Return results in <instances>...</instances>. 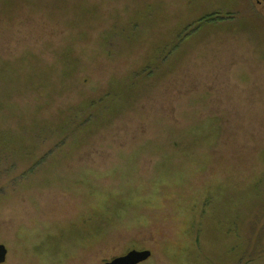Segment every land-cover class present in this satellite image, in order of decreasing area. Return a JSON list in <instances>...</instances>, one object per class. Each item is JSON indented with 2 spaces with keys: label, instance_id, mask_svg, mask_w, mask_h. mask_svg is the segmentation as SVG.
Wrapping results in <instances>:
<instances>
[{
  "label": "rangeland",
  "instance_id": "obj_1",
  "mask_svg": "<svg viewBox=\"0 0 264 264\" xmlns=\"http://www.w3.org/2000/svg\"><path fill=\"white\" fill-rule=\"evenodd\" d=\"M262 177L264 0H0L4 264H264Z\"/></svg>",
  "mask_w": 264,
  "mask_h": 264
},
{
  "label": "trees",
  "instance_id": "obj_2",
  "mask_svg": "<svg viewBox=\"0 0 264 264\" xmlns=\"http://www.w3.org/2000/svg\"><path fill=\"white\" fill-rule=\"evenodd\" d=\"M210 16L208 15H205L204 17H202L201 19L198 20V24L200 22H203L205 21L206 19H208ZM252 193L254 194V200H256L258 202V204H254V206L249 209V212L246 213V214H243V215H237V217L234 215V217L236 218V222H237V226L239 227V230L237 232V230H232V233H233V237L234 238H238V240L240 238H243L245 240H248V239H251L250 237H243L241 235V222L239 221L240 219V216H243L244 217V220H249L252 222V227L250 229V233H253L254 232V226H253V220H251L252 218L254 219V216H255V212L256 211H260L261 209L264 208V177H262L258 182L255 183V187H254V190L252 191ZM236 209V208H235ZM233 211V210H232ZM234 212V211H233ZM259 219V218H257ZM243 225V224H242ZM228 234V231L226 232ZM198 240V239H197ZM199 242V241H198ZM256 252V251H255ZM255 252L251 253L248 258L243 262L241 261L240 263L243 262V264H258L256 261V257H255ZM232 254V253H230ZM235 257H238L237 255V251L236 253L233 254ZM231 256V255H230ZM230 259L233 261L232 257H230Z\"/></svg>",
  "mask_w": 264,
  "mask_h": 264
},
{
  "label": "water",
  "instance_id": "obj_3",
  "mask_svg": "<svg viewBox=\"0 0 264 264\" xmlns=\"http://www.w3.org/2000/svg\"><path fill=\"white\" fill-rule=\"evenodd\" d=\"M8 250L5 246L0 245V264H4L7 260ZM152 257L150 251H131L126 256L117 258L107 264H142Z\"/></svg>",
  "mask_w": 264,
  "mask_h": 264
}]
</instances>
